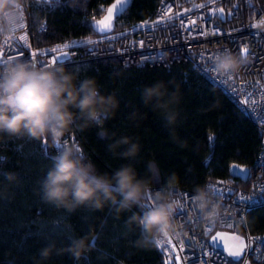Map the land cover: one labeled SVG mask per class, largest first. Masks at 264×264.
I'll return each mask as SVG.
<instances>
[{
  "label": "trees",
  "instance_id": "16d2710c",
  "mask_svg": "<svg viewBox=\"0 0 264 264\" xmlns=\"http://www.w3.org/2000/svg\"><path fill=\"white\" fill-rule=\"evenodd\" d=\"M113 1L19 0L16 7L26 17L31 43L40 48L99 35L92 24ZM159 1L131 0L117 18L114 30L152 18ZM42 22L46 30L39 32ZM62 67L80 79L95 78L101 93L114 95L118 101L114 115L101 117V127L93 125L80 131L73 126L70 131L76 136L81 156L99 173L111 176L122 165L131 164L139 178L147 179L146 164L155 161L160 176L151 186H168L174 174L175 186L194 193L208 180L227 179L232 165L250 169L261 150L260 132L190 63L136 67L104 60ZM160 81L169 84L170 93L179 95V116L173 127L167 125L161 111L142 102L141 90ZM104 132L106 136L101 135ZM122 137L139 144L135 158L120 157L126 146L110 150L109 146ZM0 154L5 156L0 165V264H34L38 250L47 243L54 241L57 248H62L77 237L89 238L92 249L81 260L53 255L44 264L163 263L155 246H135L139 229L129 233L125 228L132 212L117 216L105 206L102 210L81 207L68 213L41 201L39 181L57 155L48 138H5L0 141ZM9 173L15 177L13 181L6 178ZM247 228L252 234L264 233V206L248 213ZM231 233L243 236L241 229Z\"/></svg>",
  "mask_w": 264,
  "mask_h": 264
},
{
  "label": "built area",
  "instance_id": "2783aa9c",
  "mask_svg": "<svg viewBox=\"0 0 264 264\" xmlns=\"http://www.w3.org/2000/svg\"><path fill=\"white\" fill-rule=\"evenodd\" d=\"M261 21H264V0H251V4L249 0H160L152 18L130 28L39 48L31 43L26 17L16 7V19L10 30H0L3 54L0 65L9 61H27L37 67L104 60L136 67L190 63L253 124L262 136V145L246 182L231 176L205 182L204 186L210 187L222 202L214 224L201 220L192 202L193 192L174 185L172 193L180 204L175 220L184 235L179 239L169 237L155 247L162 256V264H177V256L180 264H264V233L252 234L247 228L248 213L264 206V23ZM45 30L42 22L38 31ZM21 36L25 37L23 41ZM54 48L57 51L53 52ZM225 50L246 60L231 79L213 72V61ZM66 144L80 148L72 132L66 133L59 143L50 141L57 155ZM4 160L5 156L0 154V165ZM167 187L151 186V193ZM145 204L147 208L153 206L150 199ZM235 229H241L245 239L243 256L237 262L208 242L213 233H231Z\"/></svg>",
  "mask_w": 264,
  "mask_h": 264
},
{
  "label": "clouds",
  "instance_id": "9594fccd",
  "mask_svg": "<svg viewBox=\"0 0 264 264\" xmlns=\"http://www.w3.org/2000/svg\"><path fill=\"white\" fill-rule=\"evenodd\" d=\"M19 0H0V30L9 31L16 19V5ZM246 63L225 50L213 61V72L232 78ZM169 84L156 82L141 90L142 102L152 105L163 114L167 125L173 127L178 119L179 95L169 92ZM119 104L114 95H103L95 78L80 79L67 72L62 66L37 67L27 61H9L0 65V141L30 138H48L59 143L66 133L76 126L80 131L93 125L101 127V117L110 118ZM101 135H107L106 132ZM126 146L120 152L121 158L133 159L139 152V144L128 137H122L111 144L110 150ZM81 149L65 145L54 158L53 165L39 181L38 192L44 204L62 209L68 213L88 207L102 210L111 207L119 216L132 212L125 221L127 232L139 229L135 246L150 248L158 246L169 237L179 239L184 235L175 215L180 207L174 198L172 187L176 183L173 174L167 181L168 187L151 193V183L160 176L155 161L146 164L149 177L137 176L131 164L122 165L111 176L99 173L91 161L81 155ZM9 181L15 177L6 174ZM153 206L147 208L145 200ZM201 220L214 224L221 213L222 202L207 185L198 186L192 197ZM139 209V212L132 211ZM86 237L72 238L67 247L57 248L54 241L38 250L34 264H44L53 255H68L79 261L92 249Z\"/></svg>",
  "mask_w": 264,
  "mask_h": 264
},
{
  "label": "snow or ice",
  "instance_id": "6c2138e0",
  "mask_svg": "<svg viewBox=\"0 0 264 264\" xmlns=\"http://www.w3.org/2000/svg\"><path fill=\"white\" fill-rule=\"evenodd\" d=\"M127 3H128V0H117L116 4H113L111 7L107 8L106 10L102 9V11H106V14L103 16V18L95 21V24L93 26L95 28V30L100 32V33H105V32L110 31L113 27L114 10H118L117 5H120V9H122ZM249 4H251V0H249ZM220 11L222 12L223 10L221 9ZM165 15H167V13ZM261 23H264V21H261ZM141 27H143V25H141ZM24 39H25L24 36L20 37L21 41H23ZM67 47H68V45H64V48H67ZM52 51L55 52V51H57V49L54 48ZM241 54L243 55L244 52L242 51ZM2 55L3 54L0 53V56H2ZM32 55L35 56L36 53H33ZM53 63H55V61H53ZM229 79H231V78H229ZM248 95L251 96V93H249ZM241 171H243V169H241ZM213 239H214V241L216 239L228 241V243L225 244V247L227 248L229 254L232 257H237V258L240 257L241 252L245 247L243 242L240 241V238L237 236H223L221 234H218L217 237H214ZM176 262H177V264H180V258L178 256L176 258Z\"/></svg>",
  "mask_w": 264,
  "mask_h": 264
},
{
  "label": "water",
  "instance_id": "95a60500",
  "mask_svg": "<svg viewBox=\"0 0 264 264\" xmlns=\"http://www.w3.org/2000/svg\"><path fill=\"white\" fill-rule=\"evenodd\" d=\"M130 2H131V0H128V3L122 8V9H120V5H117V9L118 10H114V15H113V27H112V29L110 30V31H108V32H105V33H100V32H98V31H96L95 30V28L93 27L94 26V24H95V22L92 24V28L99 34V35H103V34H108V33H110V32H112L113 30H114V26H115V23H116V20H117V18L119 17V15L121 14V13H123L127 8H128V6H129V4H130ZM117 3V0H114L107 8H109V7H111L113 4H116ZM106 14V11H105V13H104V15ZM103 15V16H104ZM103 16L101 17V18H103ZM100 18V19H101ZM241 169H243V171H241ZM228 173H229V176H231V177H233V178H236V179H238V180H240V181H242V182H246V180H247V177H248V173H249V169L248 168H245V167H240V166H237V165H232L230 168H229V171H228ZM218 234H221V235H223V236H237V237H239L240 238V241H242L243 242V244H244V246H245V239L242 237V236H239V235H237V234H235V233H230V232H216L214 235H212L211 237H210V239H209V245L210 246H212L213 248H215V249H220V250H222L232 261H234V262H237V261H239L240 259H241V257L243 256V253H244V250H245V247H244V249L242 250V252H241V256L240 257H232L230 254H229V252H228V250H227V248L224 246V245H222V244H220L219 242H218V239H216L215 241H214V237H217V235ZM227 243H228V241H227Z\"/></svg>",
  "mask_w": 264,
  "mask_h": 264
},
{
  "label": "rangeland",
  "instance_id": "374dc122",
  "mask_svg": "<svg viewBox=\"0 0 264 264\" xmlns=\"http://www.w3.org/2000/svg\"><path fill=\"white\" fill-rule=\"evenodd\" d=\"M218 242H219L220 244L224 245V246H225V244L227 243V241H223V240H219V239H218Z\"/></svg>",
  "mask_w": 264,
  "mask_h": 264
}]
</instances>
